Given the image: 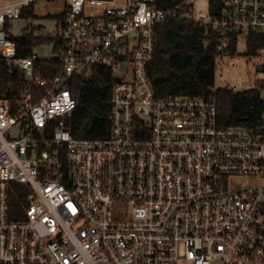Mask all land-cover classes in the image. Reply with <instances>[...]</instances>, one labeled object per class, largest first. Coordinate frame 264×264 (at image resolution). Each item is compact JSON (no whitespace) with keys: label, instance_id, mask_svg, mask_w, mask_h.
Instances as JSON below:
<instances>
[{"label":"built area","instance_id":"1","mask_svg":"<svg viewBox=\"0 0 264 264\" xmlns=\"http://www.w3.org/2000/svg\"><path fill=\"white\" fill-rule=\"evenodd\" d=\"M41 1L0 0V56L27 80L16 106L0 97V264H264V115L224 126L215 97L160 99L149 78L156 28L178 12L65 0L63 72L46 79L9 29ZM184 5L215 39V77L242 43L264 60V0ZM99 67L117 78L109 135L77 139L67 84Z\"/></svg>","mask_w":264,"mask_h":264},{"label":"trees","instance_id":"2","mask_svg":"<svg viewBox=\"0 0 264 264\" xmlns=\"http://www.w3.org/2000/svg\"><path fill=\"white\" fill-rule=\"evenodd\" d=\"M159 8L178 14L169 16L156 28L155 58L147 72L158 98L176 96L215 97L218 105L219 122L224 125L258 124L264 115V99L261 89L232 91L228 88H215L216 43L206 28L194 23L184 5V0H156ZM22 17L33 18L32 7L24 8ZM57 25L64 22L65 12L51 15ZM32 31L16 37L18 57H29L35 48L53 45L55 55L35 61V68L46 79H53L63 72V61L58 56L64 49L59 37L35 36ZM262 39L254 37L251 53L256 54ZM116 76L107 68L94 70L89 80L74 76L67 86L77 100L71 119V131L77 139L106 138L111 128V95ZM8 87L0 97L8 98L13 106L27 90V80L18 67L11 68L0 56V83ZM43 92V89H37ZM19 199V198H18ZM17 202V207L21 203ZM20 201V199H19ZM16 207V208H17Z\"/></svg>","mask_w":264,"mask_h":264},{"label":"rangeland","instance_id":"3","mask_svg":"<svg viewBox=\"0 0 264 264\" xmlns=\"http://www.w3.org/2000/svg\"><path fill=\"white\" fill-rule=\"evenodd\" d=\"M64 0H53L51 2L41 1L31 6L34 9L33 18L22 17L17 20L15 28L12 30L13 35L23 32L28 27L45 28V33L34 32L35 36H51L54 37L58 30L54 19L49 16L59 15L63 12ZM35 52L42 58H52L55 55L53 45H42L35 48ZM238 58H235V57ZM223 66L216 72V87L225 88L232 85L239 87L238 90L261 89L262 98L264 99V60L247 53V46L242 43L237 51L221 58ZM7 83H0L1 94L6 91Z\"/></svg>","mask_w":264,"mask_h":264},{"label":"crops","instance_id":"4","mask_svg":"<svg viewBox=\"0 0 264 264\" xmlns=\"http://www.w3.org/2000/svg\"><path fill=\"white\" fill-rule=\"evenodd\" d=\"M65 1V0H64ZM63 1V2H64ZM66 5H67V3H66V1L64 2V8H63V12H64V10H65V8H66ZM62 12V13H63ZM62 13H60V14H62ZM33 17H34V9H33ZM17 21H15V22H13L12 24H10V27H9V29H10V31H11V33H12V30H13V28H15V23H16ZM55 23H56V21H55ZM33 28V27H32ZM32 28H30V27H28L27 29H25L23 32H21V33H18L17 35H16V37H19V36H22L24 33H27V32H30V31H32ZM43 29H40L41 31H42V33L44 32L45 33V28L44 27H42ZM39 29H37L36 30V28H35V31H37V32H39V33H41V31H40ZM49 36V35H48ZM41 57V56H40ZM41 59H48V58H42L41 57Z\"/></svg>","mask_w":264,"mask_h":264}]
</instances>
